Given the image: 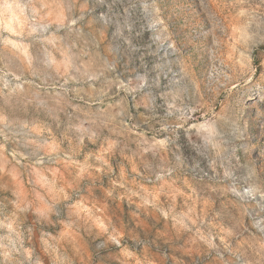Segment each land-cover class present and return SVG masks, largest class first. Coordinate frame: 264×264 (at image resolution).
<instances>
[{"label":"rangeland","instance_id":"rangeland-1","mask_svg":"<svg viewBox=\"0 0 264 264\" xmlns=\"http://www.w3.org/2000/svg\"><path fill=\"white\" fill-rule=\"evenodd\" d=\"M257 156L264 0H0V264H264Z\"/></svg>","mask_w":264,"mask_h":264},{"label":"clouds","instance_id":"clouds-1","mask_svg":"<svg viewBox=\"0 0 264 264\" xmlns=\"http://www.w3.org/2000/svg\"><path fill=\"white\" fill-rule=\"evenodd\" d=\"M256 151H257V152H261V149H260V148H257ZM256 163H257V165L259 166L261 163H264V161H261V159L259 158V156H257V158H256Z\"/></svg>","mask_w":264,"mask_h":264},{"label":"snow or ice","instance_id":"snow-or-ice-1","mask_svg":"<svg viewBox=\"0 0 264 264\" xmlns=\"http://www.w3.org/2000/svg\"><path fill=\"white\" fill-rule=\"evenodd\" d=\"M258 173H259V175L261 177V181L264 182V170L258 169Z\"/></svg>","mask_w":264,"mask_h":264}]
</instances>
